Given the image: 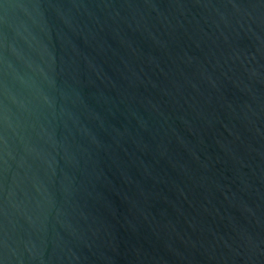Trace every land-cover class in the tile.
<instances>
[{
	"label": "water",
	"instance_id": "1",
	"mask_svg": "<svg viewBox=\"0 0 264 264\" xmlns=\"http://www.w3.org/2000/svg\"><path fill=\"white\" fill-rule=\"evenodd\" d=\"M0 264H264V0H0Z\"/></svg>",
	"mask_w": 264,
	"mask_h": 264
}]
</instances>
